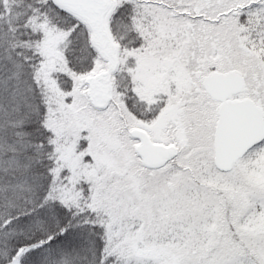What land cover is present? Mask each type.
Segmentation results:
<instances>
[{
    "label": "snow or ice",
    "instance_id": "1",
    "mask_svg": "<svg viewBox=\"0 0 264 264\" xmlns=\"http://www.w3.org/2000/svg\"><path fill=\"white\" fill-rule=\"evenodd\" d=\"M0 264H264V0H0Z\"/></svg>",
    "mask_w": 264,
    "mask_h": 264
}]
</instances>
